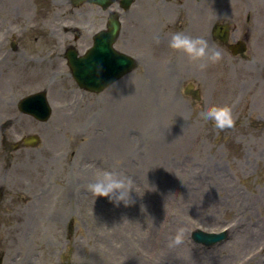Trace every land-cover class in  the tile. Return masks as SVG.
Returning <instances> with one entry per match:
<instances>
[{
    "label": "rangeland",
    "instance_id": "1",
    "mask_svg": "<svg viewBox=\"0 0 264 264\" xmlns=\"http://www.w3.org/2000/svg\"><path fill=\"white\" fill-rule=\"evenodd\" d=\"M256 1L264 0H137L126 20L129 28L138 24L137 54L149 58L157 45V57L175 51L180 59H139L127 77L133 81L129 86L120 81L71 107L73 84L62 56L73 32L61 29L73 23L67 17L74 8L71 0H0V25L10 31L2 50L11 46L0 65L8 79L3 97L47 89L53 107L46 122L34 124L16 106L0 121V136L6 139L0 142L3 264H264V11L252 13ZM92 8L84 3L73 10ZM215 9L220 22L239 25L238 36L249 40L243 57H233L213 41L209 45H218L221 54L201 64L169 47L176 30L204 37L205 18ZM159 35L166 41L159 42ZM45 54L54 59L52 75L43 77L52 87L26 88L27 78L39 70L34 59ZM177 78L183 89L193 83L200 99L184 91L174 97ZM113 93L114 108L122 105L115 111L104 106ZM211 105L228 106L233 124L216 128L205 112ZM154 119L165 125L160 138L158 128H148ZM122 126L140 132L143 140L128 164L102 146L113 142ZM34 134L40 137L36 147L10 151L20 136ZM4 142L10 143L8 149ZM151 148H159L153 158ZM105 169L132 177V203L116 204L88 191V183ZM181 227L182 240L174 243ZM198 227L231 232L225 242L204 247L190 240V231Z\"/></svg>",
    "mask_w": 264,
    "mask_h": 264
},
{
    "label": "clouds",
    "instance_id": "2",
    "mask_svg": "<svg viewBox=\"0 0 264 264\" xmlns=\"http://www.w3.org/2000/svg\"><path fill=\"white\" fill-rule=\"evenodd\" d=\"M168 43L171 49L181 50L189 59L199 60L201 64L205 63L208 57L216 58L222 51L218 45L210 46L203 36L188 34L183 30L173 31ZM205 112L216 128L223 129L233 124L231 110L226 105H211L205 109ZM133 184L131 176L105 169L88 183L87 189L95 198L107 197L116 204L122 202L127 205L133 202ZM183 233L184 228H179L173 242L180 243Z\"/></svg>",
    "mask_w": 264,
    "mask_h": 264
},
{
    "label": "water",
    "instance_id": "3",
    "mask_svg": "<svg viewBox=\"0 0 264 264\" xmlns=\"http://www.w3.org/2000/svg\"><path fill=\"white\" fill-rule=\"evenodd\" d=\"M96 2H100L104 5H107L110 1L109 0H95ZM130 1L127 0L126 4L129 3ZM119 25L117 21H114L112 23L111 26V38H110V42H106L104 43L103 41H99L97 40V46H96V50H100L104 53H108L109 56L112 57H118V56H122L125 59H107V69H106V77H105V82L103 81V84L100 86H97V79H100V76H98V72H96V76H92L91 71L89 70H85L84 68H82L81 72L78 73V77L80 78L81 81V85H89V87L92 90H102L106 85H108L110 82L114 81L115 79L119 78L120 76H122L123 74H125L126 72H128L129 70H131L134 66V61L133 59H131L130 57L118 53L115 50H112V43L114 42L116 35H117V31H118ZM112 48V49H111ZM114 54H112V52ZM84 83V84H83ZM34 100V99H33ZM48 108V107H47ZM47 108L45 106L40 105L39 102H34L32 101V103L30 104V107H28L29 111H33L34 110H39V112L42 113L43 116H41L42 118H46L48 115V111ZM43 110V112H42ZM35 113V112H33ZM0 197H1V193H0ZM223 234L220 235H216V234H207V233H202V232H197L194 234V238L197 241H201L203 243H214L217 240H220L221 238H223ZM0 264H1V258H0Z\"/></svg>",
    "mask_w": 264,
    "mask_h": 264
},
{
    "label": "bare ground",
    "instance_id": "4",
    "mask_svg": "<svg viewBox=\"0 0 264 264\" xmlns=\"http://www.w3.org/2000/svg\"><path fill=\"white\" fill-rule=\"evenodd\" d=\"M47 62H48V68H47L46 76H51L52 75V72H53V63H54V60L53 59H47ZM40 74L41 73L38 70H35V71H33V73H31V77L29 79L31 80L32 84L37 85L36 79L39 78V75ZM5 77L6 76H4V75H0V112L3 110V108H6V106H7L6 101H4V105H3V100H2V97H1L2 93H4V91L7 90V87H6L7 86V81H6ZM49 85L52 86L51 84H49ZM111 109L115 111V110L119 109V107H117V108H111ZM125 115H126L125 107H122L121 108V112L119 114V117L121 119H124L125 118ZM4 116H0V121L4 118ZM107 117H108V120L111 121L113 119V114H111V112H109L107 114ZM164 129H165V125H163V124L158 127V137L159 138H160L159 135H162L164 133ZM124 132H125V130H123V129L120 131L119 143L116 145V149L119 150L122 153L124 151L130 149L129 139L125 135H123ZM105 140H106V138H105ZM105 143H106V141L102 142V144H103L102 146L105 147V148H111L112 146H114L112 144L107 145ZM159 143H160L159 148L162 149V145H161L162 142H161V140H159ZM154 147H157V146H154ZM159 148H156V149L155 148H151L150 149L151 155H152V152L153 151L158 150ZM152 158H153V155H152Z\"/></svg>",
    "mask_w": 264,
    "mask_h": 264
},
{
    "label": "flooded vegetation",
    "instance_id": "5",
    "mask_svg": "<svg viewBox=\"0 0 264 264\" xmlns=\"http://www.w3.org/2000/svg\"><path fill=\"white\" fill-rule=\"evenodd\" d=\"M134 33H135V30L134 29H131V31H130V36L132 37L133 35H134ZM93 35H94V33H93ZM93 35L91 36V37H93ZM89 38V37H88ZM123 43L125 44V45H127L128 43H129V39H128V37H124L123 38Z\"/></svg>",
    "mask_w": 264,
    "mask_h": 264
}]
</instances>
